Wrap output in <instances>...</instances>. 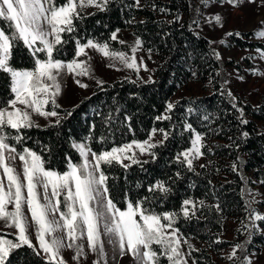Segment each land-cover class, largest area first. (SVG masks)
<instances>
[{
	"label": "trees",
	"instance_id": "16d2710c",
	"mask_svg": "<svg viewBox=\"0 0 264 264\" xmlns=\"http://www.w3.org/2000/svg\"><path fill=\"white\" fill-rule=\"evenodd\" d=\"M64 2L54 0L56 5ZM81 17L74 20L75 31L62 33L65 42L56 46L54 59L71 62L78 44L88 40L108 43L111 51L126 52L125 43L110 37L119 30H129L146 51L160 58L154 79L104 82L75 107L56 108L61 116L58 123L22 129L24 139L18 143L10 139L8 143L17 152L24 148L37 152L47 170L63 173L70 164L83 161L74 147L76 142L100 154L113 147L147 141L153 129H163L168 137L151 149L155 154L151 158L127 168L116 162L101 165L109 177V195L121 210H126L131 199L143 200L144 206L157 214L179 213L173 225L179 234L208 245L207 249L190 250L194 263L218 264L211 252L219 253L229 243L217 242V235L226 219L246 214V185L254 182L264 195V132L257 125L264 122V104L253 106L229 93L225 67L210 41L196 30L199 17L194 0H110L104 10ZM0 27L8 29V22L0 18ZM235 41L237 47L258 46L264 51V44ZM37 57L46 59L43 52ZM10 64L18 70H32L35 58L23 42H18L12 49ZM195 80H209L212 93L179 99L169 110L167 105L175 94ZM13 97L9 75L0 71V108ZM165 115L170 119H157ZM195 132L205 142H214L212 148L203 146L206 158L228 160L234 168L215 165L211 169H189L186 162L182 163L181 153L191 148ZM225 172L232 181L219 176ZM158 181L171 189L167 196L148 191ZM186 199L196 203L195 208L188 206V217L181 211ZM259 225L264 228V221ZM254 239L264 245L261 235ZM5 264H46V260L25 245L11 250Z\"/></svg>",
	"mask_w": 264,
	"mask_h": 264
},
{
	"label": "snow or ice",
	"instance_id": "6c2138e0",
	"mask_svg": "<svg viewBox=\"0 0 264 264\" xmlns=\"http://www.w3.org/2000/svg\"><path fill=\"white\" fill-rule=\"evenodd\" d=\"M108 3L109 0H65L63 4L56 5L54 0H0V18L8 22V29H14L9 32L0 27V71L9 75L10 90L14 94L6 106L0 108V221L17 230L13 234L14 239L0 235V264H5L11 250L25 245L36 255L42 251L46 264H65L61 255L63 248L74 249V259L79 261L86 253L84 245L76 241L84 239L89 249L99 257L95 264H104V234L114 237L113 243L118 242L121 255L130 253L137 264H160L162 257L169 264H187L185 254L180 250L179 229L173 227L179 213L157 214L146 208L143 200L131 199L127 202L126 210H121L109 195V177L101 168L102 164L110 166L113 162L127 168L129 165L123 163L126 159L133 164L142 163L133 151L134 146L141 155L154 156L151 149L156 144L152 143L151 138L113 147L100 154L91 152L84 144L74 145L83 161L81 164H70V170L63 173L47 170L45 161L37 152L28 148L17 152L16 147L8 143L10 139L17 143L24 139L22 129L39 127L32 119L33 113L46 118L59 115L55 109L60 107L56 102V97L62 91L60 72L66 70L76 76L90 74L91 68L86 67L84 62L73 60L65 64L54 59L53 53L57 45L65 42L62 33L75 31L74 20L82 18L78 9L94 6L104 10ZM228 3H233V0H228ZM214 20L222 26L219 15ZM255 35L264 38V31ZM110 39L116 40V34ZM18 42H23L31 50L35 58L32 70H18L11 66V52ZM86 48H93L105 57L119 59L129 68H139L135 56L110 51L108 43L88 40L86 44H78V54L86 55ZM41 52L45 53L46 59L37 57V53ZM76 83L82 88L88 87L79 80ZM49 102L52 110L45 111ZM167 108L171 110L173 105L169 103ZM157 119L167 120L170 117L165 115ZM242 123L246 124L247 121L242 120ZM188 128L191 129L190 124ZM8 129L13 132H8ZM157 131L167 139L168 133L163 129H153L152 136ZM201 139V135L197 134L191 149L181 153L184 158L182 163L186 162L189 169H192L193 159L203 154ZM129 152L132 154L128 155ZM89 155L94 158L92 162ZM17 157L22 162L20 172L7 163L9 159L15 160ZM148 191L167 196L171 189L165 182L158 181ZM9 205H12V210H9ZM189 205L195 208L193 201H183L181 211L184 217L189 216ZM250 205L251 202L249 208ZM57 215L58 220L55 219ZM249 215L254 216L253 228L256 227L255 221H264V215L257 214L254 209L250 208ZM32 224L35 225L38 247L32 243L29 235ZM57 232L61 235L57 236ZM154 245L159 247L154 248ZM234 247L243 249L244 246ZM231 256L235 257L236 252L233 251ZM241 264H251V261L245 260Z\"/></svg>",
	"mask_w": 264,
	"mask_h": 264
},
{
	"label": "rangeland",
	"instance_id": "374dc122",
	"mask_svg": "<svg viewBox=\"0 0 264 264\" xmlns=\"http://www.w3.org/2000/svg\"><path fill=\"white\" fill-rule=\"evenodd\" d=\"M194 2L197 5L199 17L196 30L210 41L215 54L225 67L227 76L226 88L229 93L235 99L250 103L253 106L264 104V51L258 46L237 47L235 41V39H239L251 44H264V38H258L255 35L259 31H264V0H254V2H250V0H233L231 4L228 3V0H194ZM97 10L101 9L94 6L78 9L81 14L86 15ZM217 15L221 17L222 26L214 20V17ZM228 33H233V35L229 36ZM237 33L239 35H236ZM247 33H254V36H246ZM115 34L118 41L128 46V51L123 53L128 57L135 56L136 62L139 65L138 70L127 67L119 59L105 57L101 52L93 48H86V55H79L77 49V54L73 60L84 62L86 67L91 68V72L89 75L84 76L69 74L66 70L60 72L59 82L61 83L62 91L56 97V102L59 106L63 108L75 107L76 105H71L76 102L79 103L88 93L92 94L94 88L101 85L98 82H102L103 84L104 82H113L122 79L146 82L154 79L155 70L160 64V58L155 53L146 51L132 31L119 30ZM77 80L87 84L88 87H80L76 83ZM212 91L209 80L190 81L175 94L170 103L174 105L177 100L182 98L210 95ZM49 106L52 107L51 102H49L45 111L49 110ZM60 118V114L57 117L47 118L35 113L32 114V119L39 126L56 123ZM257 125L259 130L264 132V122H257ZM197 134L196 132L194 133L193 140ZM150 138L152 143L156 145L163 141V136L159 131L156 132L155 136L151 135ZM78 144L84 143H76L75 145ZM206 144L209 148H212L214 142H205L202 138L201 152L203 146ZM85 146L89 149L87 145ZM133 151L140 161L151 158V155H141L139 149L135 148V146L133 147ZM131 154V152L128 153V155ZM93 159L89 155V161L92 162ZM7 163L16 168L17 172L22 170V162L18 157L15 160L9 159ZM123 163L129 165L132 162L126 159ZM215 165L221 168H234L228 160L210 159L206 158L203 154L193 159V166L197 168L207 167L211 169ZM0 173H2V169H0ZM219 176L223 180H233L227 172L219 174ZM245 198L247 202L246 214L238 218L226 219L222 231L217 235V242L229 243V246L222 249L219 253L211 252L218 264H231L245 260H250L251 264H264V245L257 243L254 239L256 235L264 237V228L259 225V221H255L256 227L253 228L254 216L249 215L250 208L254 209L257 214L264 215V195L260 187L253 182L246 185ZM60 199L63 201V196ZM250 202L251 205L249 208ZM193 203L196 205L195 202ZM61 208L63 209V204ZM9 210H12V205H9ZM25 213L27 214L26 208ZM55 219L58 220L59 216L57 215ZM16 232L17 230L14 227H8L4 221H0V235H3L4 238L11 239L10 236L14 237L13 234ZM29 235L32 243L38 247L34 224L29 228ZM56 235L59 236L61 233L57 232ZM179 236L181 237L180 250L185 254L187 264H195L191 258V254L188 255L190 250L207 249L208 245L196 239H185L180 234ZM102 239L104 241V264H137V260L130 253L126 252L121 255L118 242L113 243L115 240L114 237H109L107 234H104ZM185 240H187V243H184ZM76 243L84 245L86 255L81 256L79 261H77L74 259V249L63 248L61 255L65 264H95L99 257L89 249L87 240H78ZM189 245H191V248H189ZM236 245H243L244 247L243 249H237L234 247ZM233 251L236 252L235 257L231 256ZM40 255L45 259L42 251ZM161 264H169V262L166 258L162 257Z\"/></svg>",
	"mask_w": 264,
	"mask_h": 264
},
{
	"label": "crops",
	"instance_id": "0c3cea01",
	"mask_svg": "<svg viewBox=\"0 0 264 264\" xmlns=\"http://www.w3.org/2000/svg\"><path fill=\"white\" fill-rule=\"evenodd\" d=\"M91 95V93H88L87 95H86V97H88V96H90ZM75 98V97H74ZM78 104V102H76V103H74L73 105H71V106H75V105H77ZM76 143H80V142H76ZM75 143V144H76ZM86 145V144H85Z\"/></svg>",
	"mask_w": 264,
	"mask_h": 264
}]
</instances>
